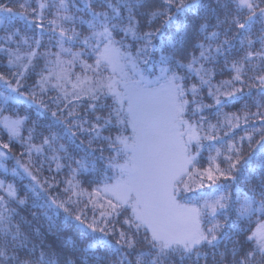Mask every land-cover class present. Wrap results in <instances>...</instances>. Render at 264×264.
Instances as JSON below:
<instances>
[{"label":"snow or ice","instance_id":"obj_1","mask_svg":"<svg viewBox=\"0 0 264 264\" xmlns=\"http://www.w3.org/2000/svg\"><path fill=\"white\" fill-rule=\"evenodd\" d=\"M79 4L0 0V169L14 159L11 174L28 180L22 192L0 180V264H264V123L231 137L225 154L209 145L216 156L199 166L202 142L217 139L206 109L243 104L225 135L241 119L264 121V0ZM225 70L231 79L214 82ZM78 133L90 138L77 159ZM16 143L27 163L11 155ZM62 160L71 178L54 194L55 177L42 172ZM221 179L213 193L187 195ZM254 217V229L240 227Z\"/></svg>","mask_w":264,"mask_h":264},{"label":"trees","instance_id":"obj_2","mask_svg":"<svg viewBox=\"0 0 264 264\" xmlns=\"http://www.w3.org/2000/svg\"><path fill=\"white\" fill-rule=\"evenodd\" d=\"M5 2H7V0H5ZM6 59H3V58H0V71H7L6 69ZM249 76L252 75L251 72L248 73ZM37 79V77L35 76H31L27 79L26 81V87L28 86H34L35 85V80ZM216 80H224V79H231V74L225 70L223 72V74H218L215 78ZM249 89H245V92H248ZM253 92H257L258 90L257 89H252ZM57 96V93L54 92V91H49V93L45 96V100L46 102H48L49 104H51V101L53 98H55ZM203 99H205L207 101L208 104H211L212 101L211 99L207 96L206 92L204 93L203 95ZM254 99L256 100H259V96H255ZM84 100L80 101V102H77L79 104H81L82 106L83 105H86L87 102H83ZM109 103H111V101H108ZM51 107L54 108L53 110H55V105L54 104H51ZM257 109L255 107V105L253 103H248V113H252V112H255ZM16 111H18L21 115L24 114L25 112H30V114H34L35 113V108L34 106H29V105H21ZM78 111L80 112L81 115H86V112L84 110L83 107H81L80 109H78ZM262 111H264V109H262ZM224 113H233V114H236L238 116H241L243 117L244 115V110H243V104H231L227 107H224L221 112L217 115L216 114V108L213 107L211 109H206L205 110V117H206V120L207 121H217L219 120ZM13 113L12 112H6L5 115H12ZM262 123H264V121H261V120H257V119H254V118H251L250 116V119L247 123H242L240 125L239 128H234L232 131H230L227 135H223L219 140H217L215 143L218 145V146H223L229 142H232L231 141V137H235V139L237 140L238 137L240 136H243L245 135V131L244 129H247L248 132L250 133L253 126H259L261 125ZM30 127V125H26L25 126V129L22 130V136L24 137H27L28 135V132H27V128ZM103 134L105 135H109L108 132H104ZM114 134V133H113ZM79 136L80 139H83L85 141V144L83 147H81L80 149H77L76 151H72V149H70V153L71 155L75 156L77 159L80 158L81 156H84L85 155V152H84V147H86L87 145V140L89 139V137H85L84 135L78 133L77 134ZM0 140L4 141V142H8V136H7V133L4 132L3 130H0ZM36 143H39L38 140L35 141ZM94 148H101V147H105L104 144L102 143H99V142H96L94 143L93 145ZM22 151L19 143H16L15 146L13 147V151L11 153L12 156H15L17 158H20L21 161L23 163H27V157H21L20 156V152ZM207 153L208 151H204L201 153L200 157H199V161H200V167H204L207 163ZM46 155H48V153H46ZM95 155H100V153L97 151L95 153ZM104 155H108V152H105ZM93 159L95 157H92ZM33 159L35 160V156L33 157ZM41 159L43 160V158L41 157ZM51 163V171H49L48 169V164ZM62 164H64V167L59 171L57 172L56 171V167H55V164L53 162H45V167H44V170L42 172V177H45V178H50V177H55L56 181H57V184H58V188L56 190V192L54 194H57V193H63V189L64 187L66 186L63 182L65 180H68L69 179V174H70V170H69V167H68V164L70 163L69 161H66V160H62L61 161ZM5 165L6 167L9 169L8 172H4L3 169H0V180H3L6 184L8 183H11V184H14L18 190V192H22V185H25L28 183V180L27 179H24V180H21L20 177H14L12 174H11V169L13 167H15V160L14 159H8L5 161ZM72 167H75L74 164H72ZM89 179L90 177H86L85 175H81L78 177V180L80 181V185L87 189V190H92L93 187H95V185H90L89 183ZM225 183V181L222 182V184ZM200 193H204V190H195L193 191L192 193H189L187 195H192L193 198H195L196 196H198ZM76 197H74L75 199ZM82 203L79 205V207L87 213V215L89 217H91L93 215V210L91 208V205H87V207H85V204H86V198L84 197H80ZM98 214V213H97ZM258 218L257 217H254L253 218V221L251 223L247 222V221H242L240 222V227L244 228L245 230L249 229V228H255L256 226V220ZM117 227H119V225H117ZM203 264V262H202ZM208 264H211V260H209Z\"/></svg>","mask_w":264,"mask_h":264},{"label":"rangeland","instance_id":"obj_3","mask_svg":"<svg viewBox=\"0 0 264 264\" xmlns=\"http://www.w3.org/2000/svg\"><path fill=\"white\" fill-rule=\"evenodd\" d=\"M83 2H84V0H80V4L78 5V6H83ZM47 14V13H46ZM49 18H51V17H49ZM20 23H22V21H20ZM53 51H55L56 49H52ZM41 63H43V62H41ZM89 63H91V60H89ZM75 71L77 72V73H79L81 70H80V68L79 67H77L76 69H75ZM224 80H229V79H224ZM220 81H223V80H216L215 79V81L214 82H220ZM69 87V90H70V88H71V86L69 85L68 86ZM54 92H56V91H54ZM57 93V92H56ZM57 95H58V93H57ZM82 101V100H81ZM78 102H80V101H78ZM83 102H87L86 100H84ZM204 102L205 103H207V101L204 99ZM208 104V103H207ZM54 109V108H53ZM233 115V113H224L223 114V116L219 119V120H217V121H208L209 123H211L212 125H216L217 126V128H216V131H215V134H216V136H217V139H215V140H204L202 143H203V145H204V148H203V150L201 151V153L202 152H204V151H208V153H207V163H206V165L204 166V167H201V169H205V168H208L209 166H210V162H209V158L210 157H215L216 156V151L215 150H209V145H213L214 146V148H218L219 150H220V152L222 153V154H225L226 153V145L227 144H225V145H223V146H218L215 142L217 141V140H219L224 134H225V127H226V125H225V118H226V116H228V117H230V116H232ZM236 115V114H235ZM242 123H244V121H243V119H241V121H240V125L242 124ZM205 128H207V124L205 125ZM233 130V129H232ZM105 135V134H104ZM90 138V137H89ZM237 140H239V137L237 138ZM230 143V142H229ZM195 150V149H194ZM201 153H200V155H201ZM48 155H51V153H48ZM221 160H222V157H218L217 158V162L218 163H221ZM55 164V163H54ZM226 165L225 164H223V163H221V167H225ZM55 167H56V165H55ZM71 178V173L69 174V179ZM77 179H78V177H77ZM222 182H223V180L221 179V180H219V181H217V184H214V185H211V187L209 186V184H210V182H205V186L203 187V188H194V190L193 191H195V190H204V193L205 194H210V193H213L215 190H216V188H217V185H220V184H222ZM225 183H227V182H225ZM224 184V183H223ZM81 186V185H80ZM81 188H83L82 186H81ZM83 189H85V188H83ZM85 190H87V189H85ZM91 191L92 190H87V192L88 193H91ZM222 191V190H221ZM81 197H84V198H86L87 199V197L86 196H81ZM97 213H98V210H97ZM98 215V214H97Z\"/></svg>","mask_w":264,"mask_h":264}]
</instances>
